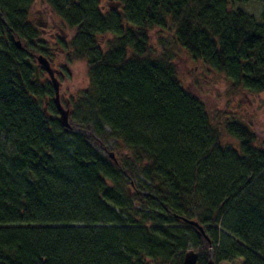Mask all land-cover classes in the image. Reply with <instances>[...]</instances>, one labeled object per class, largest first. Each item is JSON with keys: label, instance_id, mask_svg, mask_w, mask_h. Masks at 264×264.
<instances>
[{"label": "trees", "instance_id": "1", "mask_svg": "<svg viewBox=\"0 0 264 264\" xmlns=\"http://www.w3.org/2000/svg\"><path fill=\"white\" fill-rule=\"evenodd\" d=\"M111 1L41 0L61 31L49 45L36 0H0V264H182L189 249L264 264V142L212 119L173 63L181 48L231 90L264 92V7L243 9L264 0ZM39 55L85 63L68 101L79 132L59 124L51 84H31ZM112 140L115 160L97 147Z\"/></svg>", "mask_w": 264, "mask_h": 264}, {"label": "rangeland", "instance_id": "2", "mask_svg": "<svg viewBox=\"0 0 264 264\" xmlns=\"http://www.w3.org/2000/svg\"><path fill=\"white\" fill-rule=\"evenodd\" d=\"M101 4L103 7H115L111 0H102ZM263 7L264 5L262 1H252L243 7V9L247 14L254 16L256 20H260ZM29 20L34 24V26H36L39 32L42 33L40 39L47 42L49 45L52 42V37L57 36L60 31L55 26L59 21L54 15H52L50 10L41 2V0H36L34 6L30 10ZM36 24H39L40 27ZM152 34L151 44L157 50L159 48L156 41L159 32H153ZM173 63L182 87L196 95L203 102L212 119L218 118V116L223 114L235 115L250 127L260 142H264V92L253 95L240 89L237 91L231 90L230 81L226 78V76L215 72L201 61H195L185 50L181 48L177 50ZM61 64L63 65V62L57 60V62L53 64L52 68L63 72L61 75L64 77L62 76V79H58L57 77V79L60 83V102H62L61 104L64 107L65 103H68L70 99L77 98L84 90L87 89L88 80L85 73L84 62H75L69 66L63 65V70L58 68L61 67ZM43 75L46 78L44 76H40L39 81H49L47 80V75L45 73ZM44 109L46 112V107ZM70 124H72L71 121ZM71 126L72 132H79V128L77 126L74 124ZM222 134L224 136V144H231L233 146L237 145L236 141L228 138V135H226L224 131H222ZM108 144L109 148L106 149V151L105 149L101 150V146L97 147L104 154L109 155L112 153L115 156V159L118 156L124 155V153H119L116 150L113 140ZM221 235L223 237L229 236L230 238L229 232L224 230ZM219 264H242V261L235 259Z\"/></svg>", "mask_w": 264, "mask_h": 264}, {"label": "water", "instance_id": "3", "mask_svg": "<svg viewBox=\"0 0 264 264\" xmlns=\"http://www.w3.org/2000/svg\"><path fill=\"white\" fill-rule=\"evenodd\" d=\"M38 27H40L39 24H36ZM45 27V26H43ZM16 47L20 49L21 44L19 41L16 42ZM24 65L31 70L32 72V78H31V84L36 86L39 84L40 79V71L42 70L43 73H45L48 77V80L52 86L53 89V98L52 102L55 105L56 111L58 113V122L59 124L65 129V130H72V126L70 124V109L69 104L66 103V105L63 107V105L60 102V96H59V90H60V83L57 79V75L60 73L58 70L53 69L51 66V63L48 59H46L44 56L39 55L36 58L35 62H31L29 59L24 60ZM45 110V109H44ZM109 157L112 160H115V156L110 153ZM187 223L193 227H195L201 234H204L203 228L195 221H187ZM198 253L195 252L192 249L187 250L182 259V264H198ZM205 264H215L213 260L210 258Z\"/></svg>", "mask_w": 264, "mask_h": 264}, {"label": "flooded vegetation", "instance_id": "4", "mask_svg": "<svg viewBox=\"0 0 264 264\" xmlns=\"http://www.w3.org/2000/svg\"><path fill=\"white\" fill-rule=\"evenodd\" d=\"M41 73H40V76L42 75V76H44L43 75V73H42V71H40ZM59 76H62L60 73L58 74ZM57 75V76H58ZM45 77V76H44ZM46 78V77H45ZM48 80V79H47ZM45 82H47V83H50L49 81H45ZM45 82L43 81V82H39V84H40V86H44V84H45Z\"/></svg>", "mask_w": 264, "mask_h": 264}]
</instances>
